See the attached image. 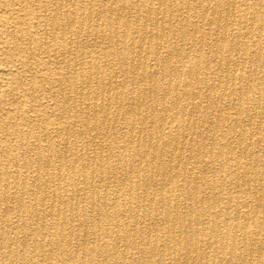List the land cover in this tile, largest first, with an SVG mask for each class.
<instances>
[{"label":"bare ground","instance_id":"6f19581e","mask_svg":"<svg viewBox=\"0 0 264 264\" xmlns=\"http://www.w3.org/2000/svg\"><path fill=\"white\" fill-rule=\"evenodd\" d=\"M30 1L0 264H264V0Z\"/></svg>","mask_w":264,"mask_h":264},{"label":"rangeland","instance_id":"374dc122","mask_svg":"<svg viewBox=\"0 0 264 264\" xmlns=\"http://www.w3.org/2000/svg\"><path fill=\"white\" fill-rule=\"evenodd\" d=\"M31 9H34V6L30 0H0V61H5L7 53L12 52V45L9 42L12 33L10 31L14 30L17 35L18 28L35 24L28 13ZM46 104L49 106L47 111L51 112L50 101H47ZM12 111L10 106L0 107L2 116L7 115L8 112L12 113Z\"/></svg>","mask_w":264,"mask_h":264}]
</instances>
